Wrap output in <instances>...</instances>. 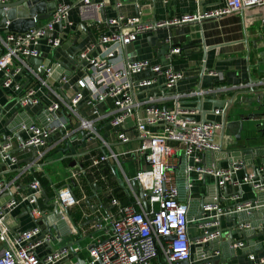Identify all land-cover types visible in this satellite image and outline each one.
Segmentation results:
<instances>
[{
	"label": "crops",
	"instance_id": "0c3cea01",
	"mask_svg": "<svg viewBox=\"0 0 264 264\" xmlns=\"http://www.w3.org/2000/svg\"><path fill=\"white\" fill-rule=\"evenodd\" d=\"M60 0H44V10L48 6H57ZM110 0L100 10V15L106 19L117 17L119 14L125 17H138L143 22L157 23L171 21L173 18L190 13H204L224 7V0ZM264 7L245 12L234 13L223 16H213L194 22L180 25H164L153 30L138 34L136 40L128 45L125 50V58L129 60H151L163 65L172 64L181 72L183 78L178 85V93L182 96L183 107L195 110L196 119L202 120L203 111H208L206 117L210 121L221 124L215 135L214 141L220 146L218 150H208L202 155V163L209 167L231 169L236 162H243L234 177L236 181H242L255 169L264 170ZM70 21L73 23L65 30V39L59 48H50L45 42L41 46V57L45 67H52L53 74L46 77L37 71V66L27 61L29 67L16 77L15 84L11 87L4 85V74L0 73V141L13 135L11 153L18 158V164L10 170L0 161V182L16 180L18 188L5 191L0 195V207L14 195L22 199L31 191V179L34 174H40L47 181L50 193L38 200L42 209L48 213L40 225L44 233H52L54 238L48 245L38 248L40 255L58 250L64 246L77 244L81 246L78 255H71L63 264H75L77 256L88 260V248L93 244L95 238H105L103 230L94 229L97 222V208L103 201H107L108 211L114 212L110 205L109 196H116L122 204H132L136 195L142 198V187L138 183L135 187L132 183L140 169L147 168L144 158L137 154L140 145L137 136V118L143 117L145 108L173 107L174 103L167 99L170 91L159 88H147L137 92V98L143 102L138 112L129 117L125 124V132L129 141L123 142L118 139L116 128L108 120H96L95 132L83 141L80 118L94 119V108L88 105L90 92L85 90V100L78 106L80 118L61 112L62 118L67 122V128L58 130L50 139V144L55 147L47 154L36 172H23L31 162L30 158L35 156V151L24 145L28 133L21 130L23 124L32 122L44 125L47 123L50 112L47 106L54 102L57 96L65 99L71 98L77 89V82L86 74L82 67L78 66L79 55L87 50L99 38L100 34L107 31L105 24L100 28L92 25V20L83 19L79 9L71 10ZM59 28V27H58ZM59 30H61L59 28ZM4 34L5 32H1ZM181 48V54L168 58L172 47ZM39 68V67H38ZM211 71L220 75L214 76ZM150 71L146 70L135 75L136 79L149 77ZM37 75L47 79V86H42ZM62 76L68 77V82L62 83ZM87 82L93 89L99 88L92 80ZM91 79V78H90ZM92 81V83H91ZM254 82V83H253ZM19 85V87H16ZM30 87L37 89L39 104L22 106L20 98ZM254 88L256 91H252ZM238 91L241 92L238 94ZM261 95L260 103L257 102ZM234 97L227 112L226 122L223 125V114L212 113L213 104L210 99H224L230 101ZM201 110L197 107L200 106ZM113 108L111 100L99 104V116L104 115ZM253 112L263 114L257 120L249 121L246 117ZM235 122V123H233ZM245 129L241 132V124ZM248 126L253 128L251 136L256 141L249 144L254 151L240 149L245 146V138L248 136ZM152 131L157 128L152 127ZM242 135L239 140L238 136ZM172 152L169 156V171L173 177L179 192L180 199L190 198V218H198L203 202L212 203L219 195V205L223 209H237L246 202H252L260 207L253 210H242L224 215L221 218L220 237L214 240L199 243L203 232L199 229L202 221L190 225V235L193 240L191 264H199V256L206 252L211 256L213 264H253L249 258L255 254L257 258L264 256V236L258 230L243 231L241 226L251 224L254 227L264 225V192L253 189L250 184L243 183L233 185L229 182L225 188L218 186L215 176H206L203 180L191 176V189L187 190L188 177L186 166L191 161L187 160L183 148L179 143L170 142ZM230 150V151H229ZM114 152L118 154V160H110L100 168H93L92 156L103 153ZM85 163H90V170L100 172L110 179L112 185L102 189L95 182L93 189L86 192L80 180L70 178L71 169L83 170ZM264 172V171H263ZM92 173V172H91ZM264 175V174H263ZM76 181V182H75ZM96 181V180H95ZM75 182V183H74ZM77 184V185H76ZM70 185L73 190L82 194L83 202L70 208L64 216L54 213L53 204L56 202V191L62 186ZM42 186V184H41ZM43 190L47 191L43 186ZM77 195V194H76ZM236 195V196H235ZM110 196V199H111ZM125 198L123 199V197ZM137 208H139L137 206ZM81 213L78 224H74L72 215ZM60 215V216H59ZM11 229L23 231L35 226L36 221L29 211L27 202H22L6 218ZM91 234L95 238H91ZM244 243L243 246H234L236 243ZM3 243L0 241V250ZM218 252V254H217ZM217 254V255H216ZM151 264H169L163 257H158Z\"/></svg>",
	"mask_w": 264,
	"mask_h": 264
},
{
	"label": "built area",
	"instance_id": "2783aa9c",
	"mask_svg": "<svg viewBox=\"0 0 264 264\" xmlns=\"http://www.w3.org/2000/svg\"><path fill=\"white\" fill-rule=\"evenodd\" d=\"M7 1L9 0H0V3ZM109 1L60 0L49 19L35 20L36 25L27 32L4 34L0 32V73L4 74V85L11 87L23 69L29 67L27 61L41 56L42 43L45 42L53 49L62 45L65 30L73 24L69 19L72 9L78 8L82 18L92 20V25L100 28L102 24H105L107 27V31L101 33L95 43L79 55L78 66L84 69L86 75L78 80L77 89L70 98L71 102L57 96L56 100L47 106L50 117L46 124L39 125L32 122L21 126V130L28 133L24 145L35 151L34 159L23 172H36L47 154L55 147L50 144L52 135L68 127L61 112L80 118L78 106L85 100V90L90 92L87 103L94 108V114L98 117L94 119L82 117L80 126L86 134L92 136L95 132V121L108 120L116 128L118 139L123 142L129 141L124 127L126 120L134 116L143 105V102L137 98V92L150 87L170 91L171 94L167 99L174 103L173 107L147 106L144 116L137 118L136 128L140 145L136 152L147 163V168L137 171L134 177V180L142 187V198L136 195L134 203L124 205L110 193V205L115 211L106 210L102 204L97 208V222L93 226L97 231L103 230L105 238L96 239L95 235L91 234V238H95V241L88 248L87 262L88 264H151L160 256L169 264L191 262L193 240L190 235V225L192 223L202 221L199 229L202 230L203 236L198 242L205 243L220 237L218 228L224 215L253 210L260 206L246 202L238 206L236 210L223 209L219 205V195H217L212 203L205 204L201 218H190V198L180 199V192L169 171V156L172 152L169 143H179L187 160L191 161L186 166L188 191L191 189V176L195 174L199 180H203L206 176H215L221 188H225L229 182L240 187L243 183H247L254 190L264 192V170L263 168L255 169L240 182L234 177L237 170L244 165L241 161L236 162L231 169L204 165L203 153L220 148L214 138L221 124L210 120L202 122L195 118V110L183 107L182 96L178 93V85L183 75L172 64L163 65L151 60H129L124 57L125 50L142 32L164 25H180L203 18L263 8L264 0H224L225 5L220 9L184 14L171 21L157 23H147L138 17H125L121 14L106 19L100 15V10L105 8ZM116 5L117 7L121 5L118 0ZM262 24L264 26V17ZM179 54H181V48L174 46L169 51L168 58L172 59ZM88 66H90L88 69L90 75L87 72ZM41 68L46 77L54 72L52 67H45L43 64ZM146 70L151 73L149 77L135 78V75ZM210 74L220 75L215 71H211ZM88 75L91 78L88 80H92L99 88L93 89L88 84ZM37 77L43 87L47 86V79L39 75ZM60 80L66 83L68 77L62 76ZM108 100L112 101L113 108L99 116L97 106ZM39 103L35 87H30L20 98L22 106ZM1 111L0 104V113ZM223 112V109L216 110L217 114H223ZM152 127L157 128V131H152ZM13 138L14 136L10 135L3 142L0 141V161L5 170H10L18 164V158L10 151ZM112 159L118 160V154L105 152L92 156V167L100 168ZM70 172V178L76 180L83 170L74 168ZM14 187L18 188L16 180L0 182V195L5 191H12ZM30 188V193L22 199L13 195L0 207V241L3 243L0 250V264H63L72 254L78 255L81 246L73 244L47 254L38 253V248L50 244L54 235L44 233L38 223L48 213L40 207L38 202L43 195L40 182L34 180ZM55 198L58 207L66 213L80 202L70 185L59 188ZM22 202H27L36 224L30 229L15 231L11 229L6 218ZM66 213L61 212L62 216ZM241 229L243 231L258 230L264 233V225L254 227L248 223L242 225ZM165 237L169 239L165 240ZM243 245L244 243L240 242L234 246ZM249 258L253 264H264V256L257 258L255 254H251ZM199 261V264H213L211 256L206 252L200 254Z\"/></svg>",
	"mask_w": 264,
	"mask_h": 264
},
{
	"label": "water",
	"instance_id": "95a60500",
	"mask_svg": "<svg viewBox=\"0 0 264 264\" xmlns=\"http://www.w3.org/2000/svg\"><path fill=\"white\" fill-rule=\"evenodd\" d=\"M44 0H9L5 3H0V32H13V33H24L27 32L28 30H30L31 28H33L36 23L35 20L38 21H43V20H47L49 19L52 14L54 13V11L56 10V5L52 4L48 6V11L44 10ZM205 19V18H203ZM202 19V20H203ZM61 27V25H60ZM29 61L33 62L34 64H36L37 66V71L41 74H43V69L41 68V65L43 64V58L41 56H39L38 58H31L29 59ZM39 67V68H38ZM90 66L87 67V72L89 73V69ZM254 83V82H253ZM252 91H256L254 88H252ZM241 92L238 91V94H240ZM264 93H262L263 95ZM68 102H71L70 98H67ZM209 101L212 102L213 107H212V113H215L216 110H221L223 109V125L226 122V118H227V112L229 110V108L231 107L232 102L234 101V97L230 100H224V99H210ZM261 101V95L259 96V99L257 100L258 103H260ZM200 103V102H199ZM261 104V103H260ZM200 106L197 107L198 110H201V103L199 104ZM207 113H209L208 111H203V118H202V122H207L208 119L206 117ZM263 114L259 113V112H253L251 114H249L248 117H246V120L249 121H253V120H257L259 117H261ZM235 123V122H233ZM241 124V132L245 129L243 122H240ZM248 131V136L245 138L244 144H246L245 146L241 147L240 149L245 151H254L256 149V147L251 148L249 146L250 143L255 142L257 139L252 135V132L254 131L253 128L250 126H248V128L246 129ZM83 134V141L85 142L88 137H90V135L86 134L85 131H82ZM239 140L242 138V135L240 134L238 136ZM230 151V150H229ZM34 158L31 157L30 160L32 161ZM134 184L135 187L138 186V182L136 180H133L132 182ZM142 192V191H141ZM43 196H45L47 198V200H51L54 198H49L46 194V191L43 190L42 191ZM205 202H203V204L201 205V209L199 212V216L198 218H201L203 216V209L205 206ZM54 206V213L55 214H60L59 212V207L57 202H55L53 204ZM68 213V211H67ZM59 215V216H60ZM45 219V217L40 220L38 223L39 225L43 224V220ZM258 236H264V233H260L258 234ZM165 240L169 239V237H165ZM77 260L79 264H88L87 260L80 258L79 256H77ZM179 264H191L190 261H182Z\"/></svg>",
	"mask_w": 264,
	"mask_h": 264
},
{
	"label": "trees",
	"instance_id": "16d2710c",
	"mask_svg": "<svg viewBox=\"0 0 264 264\" xmlns=\"http://www.w3.org/2000/svg\"><path fill=\"white\" fill-rule=\"evenodd\" d=\"M89 167H90V163H85L82 168L84 170L86 169L87 171L85 170L86 172L85 173L82 172L81 175L78 177L81 185L86 189L87 193L90 192V189H93V186H92L93 182H95L98 186L102 187V189H107V188L111 187L112 183H111L110 179H107L106 175L101 174L98 171L95 172L94 170H90ZM31 178H32L31 179L32 181L38 180L40 182V184H42V186L47 190L46 192L48 194L50 193V190L47 187V181L44 177H42L40 174H34V176H32ZM76 194H77L76 196L78 197V199L82 202V204H84L82 194L79 191L76 192ZM124 198H125V196L123 197V199ZM109 200L111 201L110 196H109ZM106 201H103L102 205L107 210L106 203H105ZM81 216H82L81 213L71 216L73 221H74V224H78V222H80Z\"/></svg>",
	"mask_w": 264,
	"mask_h": 264
}]
</instances>
